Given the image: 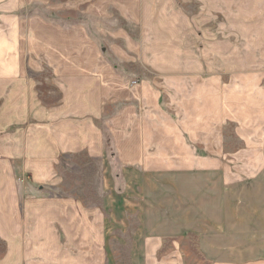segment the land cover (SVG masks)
<instances>
[{"label":"rangeland","instance_id":"obj_1","mask_svg":"<svg viewBox=\"0 0 264 264\" xmlns=\"http://www.w3.org/2000/svg\"><path fill=\"white\" fill-rule=\"evenodd\" d=\"M1 43L0 264H264L204 256L179 223L209 207L199 168L264 165V138L205 125L241 82L264 102V0H0ZM77 64L94 138H45L71 129L46 109L76 97L56 74ZM126 114L152 138L111 133Z\"/></svg>","mask_w":264,"mask_h":264},{"label":"crops","instance_id":"obj_2","mask_svg":"<svg viewBox=\"0 0 264 264\" xmlns=\"http://www.w3.org/2000/svg\"><path fill=\"white\" fill-rule=\"evenodd\" d=\"M4 45L6 44L4 43ZM84 69V66L77 64L76 68L70 71H57L56 75L59 79H68L69 77L77 80L75 83L78 89L74 91L76 97H72L70 102L63 103L60 110L55 111L52 116L49 113L52 110L46 109V126L52 132L53 127H59L55 121H61L62 127L71 129L67 133L62 130L61 133L46 134L45 138H94L92 135L86 134L87 121H91L90 125L92 126L93 119L103 115V107L98 106L91 109L90 111L97 113H94L92 118H87L86 92L83 84L86 80ZM237 73L238 78L260 77V74L256 71L238 70ZM224 74H229V71L226 70ZM134 86L135 84H131L130 88L132 89ZM256 87H258L256 82L252 85L239 83L234 90L237 99L233 101L230 98H224L220 104L218 103L216 116L213 114L214 106L212 102L209 105L207 104L205 125L210 138H214L216 132L217 134L220 133L219 126H229L230 122L236 126L239 138H264V102L262 96H258L257 92L251 91ZM226 88L222 87L223 92L226 91ZM247 88L249 96L246 94ZM25 106L27 105L25 104ZM131 112L129 110L128 114L131 115ZM125 117L127 119L122 120L119 115L117 117L105 116L109 131L111 133L115 131L116 135L121 138H152L149 135V119L143 123L145 128H141L142 134H139L138 131L133 130L130 132L128 129V127L136 125L139 120H135L131 124V116L129 118L126 114ZM198 123L199 121H195V126H198ZM213 126H216L217 129L214 130ZM224 132L221 131L222 138L227 136V132ZM0 138L8 137L4 133L0 135ZM258 158H260V155ZM197 171L199 172L196 173L204 176L202 182L197 183V185L198 187L202 185L205 193L198 195L196 198H199L198 200L203 206L209 203V207H203L201 211L198 210L193 215L183 214L179 223L183 226H191L189 233H191L192 239L196 240V247L199 248L201 254L204 256L263 254L264 165L249 167L222 166L220 168L206 166L199 168ZM175 221L178 222V219L175 218ZM183 231L185 229H182L181 232L184 233ZM135 251L140 254L137 248H135ZM228 260L229 258H227V263ZM221 262L224 263L225 261Z\"/></svg>","mask_w":264,"mask_h":264}]
</instances>
